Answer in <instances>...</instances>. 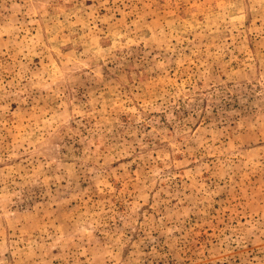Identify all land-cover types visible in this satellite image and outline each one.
Wrapping results in <instances>:
<instances>
[{
  "label": "rangeland",
  "instance_id": "1",
  "mask_svg": "<svg viewBox=\"0 0 264 264\" xmlns=\"http://www.w3.org/2000/svg\"><path fill=\"white\" fill-rule=\"evenodd\" d=\"M0 264H264V0H0Z\"/></svg>",
  "mask_w": 264,
  "mask_h": 264
}]
</instances>
